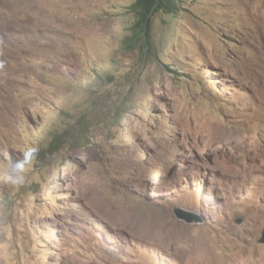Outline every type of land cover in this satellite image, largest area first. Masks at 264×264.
<instances>
[{
	"label": "rangeland",
	"instance_id": "374dc122",
	"mask_svg": "<svg viewBox=\"0 0 264 264\" xmlns=\"http://www.w3.org/2000/svg\"><path fill=\"white\" fill-rule=\"evenodd\" d=\"M133 1L0 0V264H264V0L158 12L146 63ZM109 73L124 113L41 153Z\"/></svg>",
	"mask_w": 264,
	"mask_h": 264
},
{
	"label": "trees",
	"instance_id": "16d2710c",
	"mask_svg": "<svg viewBox=\"0 0 264 264\" xmlns=\"http://www.w3.org/2000/svg\"><path fill=\"white\" fill-rule=\"evenodd\" d=\"M189 1L192 0H134L130 5V10L133 12L135 20L130 26V32L122 40L121 49L124 51L137 50L140 63H146V60L148 61L152 56L157 60L158 51L153 37L154 15L158 12L173 16L179 15L187 8L186 4ZM105 77L108 78L107 84H114L115 90L111 88L102 91L96 100L89 97L86 101V110L75 122V125L70 124L63 130H52L47 133L49 137L48 143L46 147H43L44 149L41 153H54L63 147L69 141L68 137L72 129H74L73 126L79 130L78 133L80 134L79 137H75L74 135L70 144L81 147L90 143V137L85 134V131L88 129L86 124L90 111L96 113V115H100L103 111L109 110L105 117H98V121L104 122L109 120L108 125L115 123L124 113L122 110L129 106L134 82H127L128 86L127 83L120 82L116 74L111 73ZM100 79H104V77L100 76ZM95 92V90L92 91V93Z\"/></svg>",
	"mask_w": 264,
	"mask_h": 264
},
{
	"label": "clouds",
	"instance_id": "9594fccd",
	"mask_svg": "<svg viewBox=\"0 0 264 264\" xmlns=\"http://www.w3.org/2000/svg\"><path fill=\"white\" fill-rule=\"evenodd\" d=\"M30 155H31V153H26L25 159L27 160ZM22 164H23V162H21L19 165H17V167H22Z\"/></svg>",
	"mask_w": 264,
	"mask_h": 264
},
{
	"label": "water",
	"instance_id": "95a60500",
	"mask_svg": "<svg viewBox=\"0 0 264 264\" xmlns=\"http://www.w3.org/2000/svg\"><path fill=\"white\" fill-rule=\"evenodd\" d=\"M178 217H183L181 213L177 214ZM262 241H264V237L262 238Z\"/></svg>",
	"mask_w": 264,
	"mask_h": 264
}]
</instances>
